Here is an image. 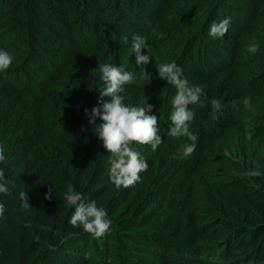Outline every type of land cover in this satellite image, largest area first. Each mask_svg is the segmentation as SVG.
Instances as JSON below:
<instances>
[{
  "label": "trees",
  "instance_id": "trees-1",
  "mask_svg": "<svg viewBox=\"0 0 264 264\" xmlns=\"http://www.w3.org/2000/svg\"><path fill=\"white\" fill-rule=\"evenodd\" d=\"M225 18L227 34L210 36ZM135 35L147 66L130 54ZM0 50L13 57L0 72V264H264V0H0ZM173 61L205 93L189 106L187 158L193 142L167 135L176 89L156 67ZM101 62L136 77L125 105L148 99L159 117L164 142L132 145L148 164L135 187L110 181L111 153L89 122L112 99L100 96ZM69 185L106 210L99 239L71 224Z\"/></svg>",
  "mask_w": 264,
  "mask_h": 264
},
{
  "label": "clouds",
  "instance_id": "clouds-1",
  "mask_svg": "<svg viewBox=\"0 0 264 264\" xmlns=\"http://www.w3.org/2000/svg\"><path fill=\"white\" fill-rule=\"evenodd\" d=\"M230 20L225 18L219 24L213 23L209 35L212 37H223L228 32ZM125 39H127L125 37ZM146 39L140 35H135L132 39L130 54H136V64L138 66H147L151 58L148 54H143L142 50L147 49ZM259 45L253 42L248 46V51L256 53ZM13 57L6 50H0V72H6L12 65ZM160 78L167 81V85H171L176 89V95L172 99V112L170 115L171 126L167 135L173 138L187 137L193 143L185 144L181 149L182 158L191 156L196 149L197 135L190 131V123L194 119V112L190 109V105H195L204 95V89L197 85H192L189 80L183 76V71L175 61L170 63H162L156 66ZM100 71L105 87L100 90V96H111L110 102L103 103V111L97 106L91 110L89 114V122L93 126V130L98 138L103 142V146L111 153L110 164V181L117 187H135L141 181L140 173L147 171L148 164L140 156L132 145L150 144L152 150L155 151L163 141L160 134L159 117L150 114L153 105L147 104V100L141 101L142 106H127L124 103L125 85L135 82L136 77L130 71H126L123 67L114 66L112 64L100 63ZM142 72L146 68L141 69ZM242 103L249 111H251L250 98H243ZM147 104V107L143 105ZM214 113H221L223 106L218 99L211 101ZM236 108L234 102L232 105ZM87 112V110H86ZM99 118V122L97 121ZM98 125V127H94ZM251 127V122H245V130ZM4 147L0 146V162H5ZM241 175L257 177L261 175L259 171L242 173ZM9 181L5 177L3 170H0V193L8 194ZM259 188V185H256ZM19 198L24 207L30 206L26 190L19 192ZM47 198H51V189L46 194ZM63 199L69 206H74L75 211L71 217L73 226H82L84 231L90 233L99 239L105 235L111 225V221L107 218V212L104 208L97 206L95 200L84 202L82 194L75 191L71 185L68 186L67 192ZM5 212V205L0 203V216Z\"/></svg>",
  "mask_w": 264,
  "mask_h": 264
}]
</instances>
